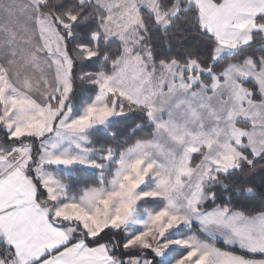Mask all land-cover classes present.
Returning <instances> with one entry per match:
<instances>
[{
	"label": "snow or ice",
	"instance_id": "obj_1",
	"mask_svg": "<svg viewBox=\"0 0 264 264\" xmlns=\"http://www.w3.org/2000/svg\"><path fill=\"white\" fill-rule=\"evenodd\" d=\"M0 264H264V0H0Z\"/></svg>",
	"mask_w": 264,
	"mask_h": 264
}]
</instances>
